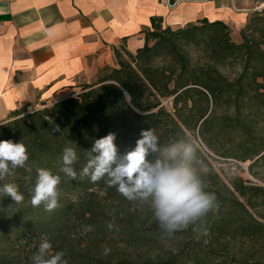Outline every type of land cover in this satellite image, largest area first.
I'll list each match as a JSON object with an SVG mask.
<instances>
[{
  "label": "trees",
  "instance_id": "obj_1",
  "mask_svg": "<svg viewBox=\"0 0 264 264\" xmlns=\"http://www.w3.org/2000/svg\"><path fill=\"white\" fill-rule=\"evenodd\" d=\"M260 13L254 12L240 31L239 44L222 22L204 19L173 30L153 18L143 47L135 53L114 48L115 66L101 69L96 81L82 85L77 95L31 113L20 109L1 123L0 140H22L28 147L33 178L37 166L59 172L68 141L78 161L76 180L59 173L61 207L52 213L31 206L24 169L0 181L17 183L25 196L19 205L0 198V264H32L34 252L25 248L35 244L37 250L42 237L52 242L54 252H65L68 264H227L228 259V264H264L262 186L237 179L228 187L216 176L204 178L217 197L216 207L194 224L206 231V246L183 240L167 255L134 259L118 243L130 249L145 241L161 244L166 239L160 229L145 231L137 223V211H130L133 205L115 188L80 176L96 139L115 133L123 153L135 146L141 130L151 128L162 143L189 139L188 133L197 131L215 156L250 161L251 168L264 165V11ZM257 31L261 36H254ZM189 47L203 57L191 56ZM229 65L239 67L233 78L221 71ZM47 117L63 135L52 133Z\"/></svg>",
  "mask_w": 264,
  "mask_h": 264
},
{
  "label": "crops",
  "instance_id": "obj_2",
  "mask_svg": "<svg viewBox=\"0 0 264 264\" xmlns=\"http://www.w3.org/2000/svg\"><path fill=\"white\" fill-rule=\"evenodd\" d=\"M260 9L264 0H0V124L71 97L115 66L114 48L135 53L153 18L173 30L204 19L240 30Z\"/></svg>",
  "mask_w": 264,
  "mask_h": 264
},
{
  "label": "clouds",
  "instance_id": "obj_3",
  "mask_svg": "<svg viewBox=\"0 0 264 264\" xmlns=\"http://www.w3.org/2000/svg\"><path fill=\"white\" fill-rule=\"evenodd\" d=\"M124 97L131 99L126 91ZM46 119L53 125L52 133L61 132L59 125L49 117ZM115 140L116 134L110 132L94 141L86 152L87 162L80 176L88 177L92 183L103 180L107 187L115 188L133 205L130 211H135L137 203L148 205L162 240L195 224L216 207V194L207 190L208 184L195 166L197 146L194 141L181 137L162 143L161 136L151 128L141 130L135 146L121 153ZM72 144L68 141L63 148L58 173L37 166L33 178L26 144L22 140H0V181L14 175L17 169H24L31 206L54 212L61 207L59 186L62 178L59 173L70 180L77 179L74 165L78 155ZM4 197H10L15 205L22 204L25 199L15 182L0 184V198ZM104 254L107 255L108 250ZM64 257V251L54 252L52 242L42 237L31 261L32 264H68Z\"/></svg>",
  "mask_w": 264,
  "mask_h": 264
},
{
  "label": "rangeland",
  "instance_id": "obj_4",
  "mask_svg": "<svg viewBox=\"0 0 264 264\" xmlns=\"http://www.w3.org/2000/svg\"><path fill=\"white\" fill-rule=\"evenodd\" d=\"M261 11H264V9H260L259 11H257V13L262 16V13H260ZM245 26L240 30L231 29L230 36H231V40L234 43L236 44L241 43L242 40L240 36V31L243 30ZM246 34L252 35L250 34V30H247ZM254 36L259 37L261 36V33L257 31L256 34H254ZM187 52L194 58L203 57L202 52L193 47L187 48ZM221 71L225 73L227 76L233 78L237 73H239V67L237 65H232V66L229 65L226 68H223ZM98 72L94 76V78L91 79L90 84L96 81ZM80 82L81 84L79 86V89H77L74 93H71V96L77 95L81 91V86L86 84V81L84 82L80 81ZM51 101L52 100H49V102ZM43 104H45L46 106H51L48 105L45 101L44 103H41L36 107H33L31 109H25V111L27 113H31L35 110L42 109L44 107ZM167 107L170 109L169 104L167 105ZM188 137L191 141L195 142L198 150L200 151V154L197 155L195 166L197 167L198 171L201 173V175L204 178L211 177L212 179H214V177L216 176L221 182H223L228 187H230V184L236 181L237 179H242V181L245 182L247 185H257L264 187V165L259 164L251 168L250 165L252 164V162L250 161H247L245 163H239L234 160H226L219 158L215 156L212 151L206 148V146L202 143L197 131L188 133ZM135 207H136L135 210L137 211L136 213L137 223L141 226V228H143L145 231H149L150 227H156L157 229H159L157 223L152 219V212L148 205L137 203ZM260 213L264 214V210H261ZM179 233H181L179 234V236L174 234L171 238L163 240L161 244H156L152 241L151 242L145 241L144 244L134 249L123 248L121 243H118L117 247H119L121 252L123 251L122 253H124L128 257L134 259H143L145 257L156 258L157 256L167 255L169 251H174L177 247H179L180 243L183 242V240L188 243H192V242L200 243L199 245H201V247L206 246V239H207L206 231L197 228V226H195L194 224L189 225L187 228L179 231ZM38 245L39 243L36 245L37 250H38ZM247 246L248 245L244 246L245 248H243V251L244 249H246ZM34 247L35 244H30L28 248H25V250L28 251L32 250L35 253L37 250H34L35 249ZM15 249H17L16 245H15ZM228 261H230V259H228ZM228 261L227 264L229 263ZM230 264H232V262H230Z\"/></svg>",
  "mask_w": 264,
  "mask_h": 264
}]
</instances>
